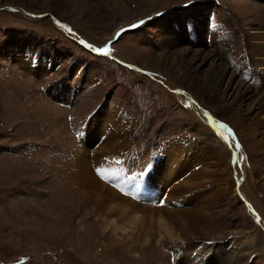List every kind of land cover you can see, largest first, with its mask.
Wrapping results in <instances>:
<instances>
[{
  "label": "rangeland",
  "instance_id": "obj_1",
  "mask_svg": "<svg viewBox=\"0 0 264 264\" xmlns=\"http://www.w3.org/2000/svg\"><path fill=\"white\" fill-rule=\"evenodd\" d=\"M183 4L0 0V264H264V127L249 126L264 0ZM186 23L205 27L196 46L235 88L256 93L234 119L205 94L203 73L177 64L180 39L195 49ZM212 78L222 94L228 80ZM160 215L174 234L160 232Z\"/></svg>",
  "mask_w": 264,
  "mask_h": 264
},
{
  "label": "bare ground",
  "instance_id": "obj_2",
  "mask_svg": "<svg viewBox=\"0 0 264 264\" xmlns=\"http://www.w3.org/2000/svg\"><path fill=\"white\" fill-rule=\"evenodd\" d=\"M162 15H160V16H162ZM260 18H261L260 22L264 23V10L262 11ZM173 20H175V19H173ZM210 23H211V21H210ZM181 25H183V24H181ZM184 26L186 27V30L188 33V39L192 43H195V38H197V40H198L199 35L204 31V28H205V27L195 26V24L194 25H192V24L187 25V23H186V25L184 24ZM179 29H180V27H179ZM176 30H177V27H176ZM214 30H215L214 27L208 28V33H209V35H211L212 47L217 48V49H222L226 44V40L224 41V44L221 46L220 41L217 40V38L218 37L220 38L221 36L220 35L217 36L216 33H214ZM76 35L80 36V34H78V33ZM80 38H81V40L87 41L86 39H84L82 37H80ZM178 45H179L178 49L180 51H178L177 55H176L177 64H179V65L180 64H186V67L188 65L186 70L188 72V75L191 77H193V76L197 77V76H199V74L203 73L205 77L203 78V82H202L201 86L204 89L205 94L210 95V97L213 100H216V101L219 100L220 102L223 103V105L228 103L227 106L225 105V107L227 108V112L231 113V118L234 119L235 117H237L238 114H240L239 112L237 113V110H239L240 107L236 106V104L239 103L238 102L239 100H241L244 97H250V98H253L254 96L256 97V93H251L250 89H248V88H245V87L244 88L241 87L239 89L237 87L235 88V85L233 83V74L231 73V70L229 68H227L226 66H224L221 62L218 63L215 58L214 59L211 58L212 55L210 54V50L207 51L205 46H196V43H195V49H194L190 45L186 44L184 41H181V39L178 42ZM100 48H105V47H100ZM251 49L255 50V55L253 56L254 63L256 65H258V67L260 68V71L262 73V74L260 73V76H262L261 93L258 95L259 97H257V99H253L254 100V108L256 109L257 113L254 115V117L252 118V121L250 122V125H249V126H256L255 128H257L258 124H261L264 127V29H261L258 32V34L256 35V39L253 41ZM108 50H110V48H108ZM211 51H212V48H211ZM189 55H191V58L189 61L190 63L187 61V58L189 57ZM208 58H211L212 62L210 63V65H208V68L206 71L201 72L199 69L201 68L202 64L206 63ZM215 73H217V75L219 73L220 82L228 80V83L225 86V90H223L222 94L220 93L219 88L217 86H215L216 84L213 85V83H212V81H213L212 76ZM225 78H227V79H225ZM57 81H62V80H57ZM61 87L63 88L62 85H61ZM232 87H233V91L229 94L228 91ZM65 88L66 87H64V89ZM242 89L244 92L241 94ZM51 94L53 95V98L60 99L59 96H56V97L54 96V94L59 95V92H57L54 89V84L51 85ZM63 98L64 97H62L61 99H63ZM197 112L200 114V116L202 118H204V119L206 118V120L210 121L211 126H213L217 132L222 133L223 137H225L226 134H224L221 130H219V121L213 120L209 114L205 115V113H206L205 110L200 111L197 109ZM249 113L250 112L248 111V114ZM226 140L229 143V145L232 146L233 152L235 154L234 155L235 160L238 159L240 157V153H241L240 148L241 147H239V148L234 147L232 145V143H230L228 141V138H226ZM239 169H240L239 166L234 167L235 171H238ZM131 212H133L132 214L130 213V216L132 217L133 220L140 222V223L143 222V217L140 215H137L136 210H133ZM258 218H260V217H258ZM128 220H130V219L128 218ZM156 221H157L156 223H158V225L160 226V230H161L160 232L170 234V235L174 234L173 228L169 225V221L166 219V217L164 215L163 216L162 215L157 216Z\"/></svg>",
  "mask_w": 264,
  "mask_h": 264
},
{
  "label": "snow or ice",
  "instance_id": "obj_3",
  "mask_svg": "<svg viewBox=\"0 0 264 264\" xmlns=\"http://www.w3.org/2000/svg\"><path fill=\"white\" fill-rule=\"evenodd\" d=\"M192 2H194V0H189V5H190ZM189 5H184V6L187 7V6H189ZM157 15L159 16V15H162V14H161V13H157ZM140 23L142 24V23H144V21H141ZM131 27H132V28H135V27H137V25H132ZM123 31H124V29H121V32H123ZM119 35H120V33H117V36H119ZM81 43H83V41H81ZM95 51H96L97 53H102V54H104V55H107V54H108V51H107L106 48H96ZM205 115H207V113H205ZM220 127H226V125H220ZM229 131H231V130L229 129ZM236 147L239 148L240 145L237 144ZM97 172L99 173L100 170L97 169ZM161 206H163V202H162V201H161Z\"/></svg>",
  "mask_w": 264,
  "mask_h": 264
},
{
  "label": "water",
  "instance_id": "obj_4",
  "mask_svg": "<svg viewBox=\"0 0 264 264\" xmlns=\"http://www.w3.org/2000/svg\"><path fill=\"white\" fill-rule=\"evenodd\" d=\"M62 22V21H61ZM62 23H64V22H62ZM67 26V25H66ZM69 26V27H68ZM68 28L70 29V30H74L75 32L77 31V30H75L74 28H72V26L70 25V24H68ZM77 33V32H76ZM79 34V33H78ZM81 36V35H80ZM84 42L87 44V45H89V46H91V47H93V48H95L96 49V47L95 46H93V44H91L90 42H88V41H85L84 40ZM117 58H119V57H117ZM119 60H121L123 63H125V64H131V63H129L127 60H125V59H119ZM142 70H144V68L142 69Z\"/></svg>",
  "mask_w": 264,
  "mask_h": 264
},
{
  "label": "crops",
  "instance_id": "obj_5",
  "mask_svg": "<svg viewBox=\"0 0 264 264\" xmlns=\"http://www.w3.org/2000/svg\"><path fill=\"white\" fill-rule=\"evenodd\" d=\"M163 28V27H162ZM163 31H164V29H163ZM84 38H86L85 36H83ZM87 40H88V42H90L89 41V39L88 38H86ZM91 44H94V43H92V42H90ZM95 47H97V46H95ZM97 48H100V47H97Z\"/></svg>",
  "mask_w": 264,
  "mask_h": 264
}]
</instances>
